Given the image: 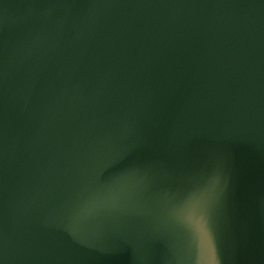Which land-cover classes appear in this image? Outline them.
<instances>
[{"label":"water","instance_id":"obj_1","mask_svg":"<svg viewBox=\"0 0 264 264\" xmlns=\"http://www.w3.org/2000/svg\"><path fill=\"white\" fill-rule=\"evenodd\" d=\"M0 264H264V0H0Z\"/></svg>","mask_w":264,"mask_h":264}]
</instances>
